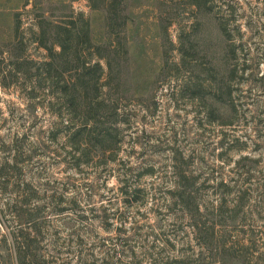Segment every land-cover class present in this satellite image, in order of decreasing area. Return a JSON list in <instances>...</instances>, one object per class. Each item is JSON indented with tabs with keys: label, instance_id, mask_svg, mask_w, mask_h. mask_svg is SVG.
<instances>
[{
	"label": "rangeland",
	"instance_id": "374dc122",
	"mask_svg": "<svg viewBox=\"0 0 264 264\" xmlns=\"http://www.w3.org/2000/svg\"><path fill=\"white\" fill-rule=\"evenodd\" d=\"M194 2L125 0L115 82L88 95L104 137L65 104L74 66L47 68L40 24L82 13L106 45L107 11L0 0V264L24 242L39 264H239L235 243L264 264V0Z\"/></svg>",
	"mask_w": 264,
	"mask_h": 264
},
{
	"label": "trees",
	"instance_id": "16d2710c",
	"mask_svg": "<svg viewBox=\"0 0 264 264\" xmlns=\"http://www.w3.org/2000/svg\"><path fill=\"white\" fill-rule=\"evenodd\" d=\"M208 0H197L194 2L198 12H201L202 5ZM93 10H106L108 15V28L110 38L112 35H116L114 29L116 26L125 27L127 23V15L125 8V0H89ZM41 37L40 44L46 47L50 51L51 61L46 65L51 70L57 65L68 67L73 65L74 68L63 70L59 75L61 79V95L65 100L70 111L81 112L84 116L92 117V123L95 128L98 122L101 121V110L103 100H92L89 98L91 87L97 89V85L100 83L102 76L106 75L108 83L112 85L115 72V61L118 62V58L115 57L119 53L121 42L111 41L106 45H96L92 40L91 33V21L84 14H74L68 16L66 20L62 22H53L47 19L41 20ZM225 33L227 29L221 27ZM49 36V39H48ZM54 42L52 46H49V40ZM53 45H58L60 50L55 52ZM83 46H86L88 51H93L95 56L106 59L108 71L105 72L101 62H92L91 60L81 61V52ZM126 46V45H125ZM106 50V55L102 52ZM115 55V56H114ZM115 82V80H113ZM102 122V121H101ZM104 137L109 135L110 128L104 130L100 127ZM82 130H78L74 135H81ZM239 244L235 243L233 246L224 247L225 256L229 261H237L240 263L243 254H240L237 250ZM239 247H241L239 245ZM244 248V246L242 247ZM43 258V254H37L32 247L24 242L19 246L17 250V260L19 264H39Z\"/></svg>",
	"mask_w": 264,
	"mask_h": 264
}]
</instances>
